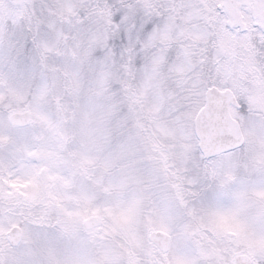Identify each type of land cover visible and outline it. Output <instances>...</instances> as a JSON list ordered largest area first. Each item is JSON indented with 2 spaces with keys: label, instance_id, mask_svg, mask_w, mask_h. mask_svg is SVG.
Wrapping results in <instances>:
<instances>
[{
  "label": "snow or ice",
  "instance_id": "6c2138e0",
  "mask_svg": "<svg viewBox=\"0 0 264 264\" xmlns=\"http://www.w3.org/2000/svg\"><path fill=\"white\" fill-rule=\"evenodd\" d=\"M0 264H264V0H0Z\"/></svg>",
  "mask_w": 264,
  "mask_h": 264
}]
</instances>
